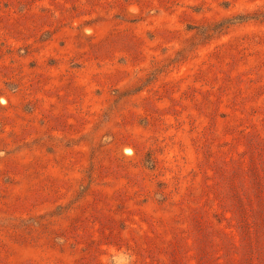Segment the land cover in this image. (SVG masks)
Here are the masks:
<instances>
[{"label":"rangeland","instance_id":"rangeland-1","mask_svg":"<svg viewBox=\"0 0 264 264\" xmlns=\"http://www.w3.org/2000/svg\"><path fill=\"white\" fill-rule=\"evenodd\" d=\"M0 264H264V0H0Z\"/></svg>","mask_w":264,"mask_h":264}]
</instances>
